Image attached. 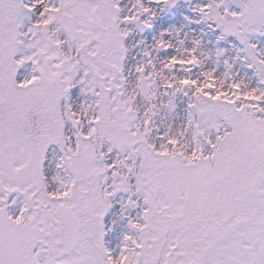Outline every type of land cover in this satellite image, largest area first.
<instances>
[{
  "label": "snow or ice",
  "instance_id": "1",
  "mask_svg": "<svg viewBox=\"0 0 264 264\" xmlns=\"http://www.w3.org/2000/svg\"><path fill=\"white\" fill-rule=\"evenodd\" d=\"M0 264H264V0H0Z\"/></svg>",
  "mask_w": 264,
  "mask_h": 264
}]
</instances>
